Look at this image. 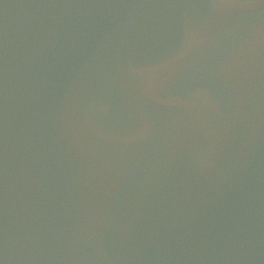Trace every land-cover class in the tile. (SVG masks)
I'll return each instance as SVG.
<instances>
[{
  "label": "water",
  "instance_id": "obj_1",
  "mask_svg": "<svg viewBox=\"0 0 264 264\" xmlns=\"http://www.w3.org/2000/svg\"><path fill=\"white\" fill-rule=\"evenodd\" d=\"M0 264H264V0H0Z\"/></svg>",
  "mask_w": 264,
  "mask_h": 264
}]
</instances>
